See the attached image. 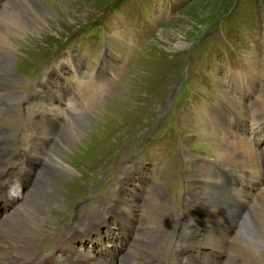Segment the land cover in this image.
Returning <instances> with one entry per match:
<instances>
[{
  "label": "rangeland",
  "instance_id": "1",
  "mask_svg": "<svg viewBox=\"0 0 264 264\" xmlns=\"http://www.w3.org/2000/svg\"><path fill=\"white\" fill-rule=\"evenodd\" d=\"M26 1H17V4L30 5V0ZM112 1L40 0L39 3L49 7L54 16L44 18L45 24L37 33L12 39L15 51L11 58L13 62L9 72L14 70L18 74L25 72L27 77L30 74L36 76L42 69L39 66L34 73L36 64L40 61L45 63V58L55 59L58 55V47L63 46L70 39H75V34L82 32L80 28L77 30L78 27L93 24L97 20L99 21L98 32L100 33V30L104 32L100 40L97 38L83 41L82 35H78L76 39L87 47L85 60L90 65L94 63V58L92 59L91 56L95 50L99 49L101 40L103 44L106 39L110 40L107 34L113 30L114 40L111 39L107 43L115 47L116 37H124L123 41L118 38L116 43L122 44L128 52L123 55H120L121 52H110L114 58H107L106 63L113 67L112 71L108 69L107 64H103L102 67L107 69L110 77L106 80L108 83L106 95L96 98L93 102L95 114L89 116L93 111L85 114L84 118H81V125L76 124V121L73 123L76 124L75 126L67 125L63 132L51 134H55L56 137L52 144L49 142L50 149L54 151V154L50 156V164L59 161L62 165L66 163L70 167L64 169L59 164H54L59 167L48 168L45 172H41L39 178L32 184L41 188L44 185L41 181L43 178L49 181L44 188L43 200L34 194L30 196V200L31 198L40 200L37 201L38 203L35 202V208L38 207L37 214L30 222L17 221L19 232L25 231L28 234L15 236L16 244L28 245L31 237L36 236V239L40 240L46 232L58 228L64 222L63 219L61 223L56 220L60 211L66 209L71 211L70 207L73 208L76 200L78 201L76 204H83V201L79 200L87 194L89 181L97 175L94 173L90 178L92 172H96L103 166H110L113 162H118L133 153L137 141L144 135V130L151 126L155 119L158 118L154 126H158L160 119L169 114L167 119L177 134L174 136L177 140L179 136L178 141L184 142L190 148L206 146V143H217V138L216 141L213 139L217 134L209 138L210 134L205 135L206 128L196 122L198 120L194 118L191 105H199L198 94L204 90L205 86L211 88V98H224L223 93L226 91L227 82L225 76L223 77L222 68L226 63L232 65L237 63L229 51H226L225 56L220 55L217 50L219 44H226L227 48V42H229V45L239 52L237 58L243 61L242 68L250 69L252 73L259 71L264 75V0H178L182 2L175 7L171 16L163 20L161 19L162 11L158 10L161 5L158 4L153 11V0L147 2L148 7L141 0H124L116 10L110 9ZM162 1L165 3L166 0ZM6 2L7 0H0V13H3L2 7ZM29 14L30 11L27 12V15ZM147 20L152 23V29L155 32L153 31L148 38L147 34L143 37L140 41L142 43L137 46V51L136 44L128 48L129 41L126 38L128 26L126 25H130L129 29L132 30L131 24L139 22L142 28L145 26L147 28ZM253 26H258L259 29L255 31ZM93 28L94 25H91L90 29ZM242 34L248 37V40L242 41ZM221 35H224L223 39L220 38ZM133 40L136 42L135 34ZM198 41L203 43L195 48L189 47ZM76 49L82 50L79 46ZM188 55L191 58L189 63ZM63 56L62 54L61 57ZM4 57L5 55L0 52V81H2L0 84L7 85V92H10V89H17V87L13 86L15 83H4L7 81L4 76L7 72L1 64ZM127 59H129L128 62L124 64ZM62 69L66 70L65 67ZM195 72L199 75L194 76ZM97 75H100V70ZM177 76L183 77L182 83L177 84L175 81ZM18 78L26 80L24 77ZM24 81L18 83V86L22 83L24 85ZM174 84L176 87H173ZM257 88L258 99L263 97L261 100H264V80L257 82ZM17 91L18 94H15L13 99L22 94L19 89ZM190 92L194 96L189 101H184ZM170 103L171 105L174 103L173 113H169L170 107L167 113ZM48 105L50 108L52 104ZM254 106L260 113L264 102H257ZM4 121L7 119L0 117V124ZM262 121L261 118H255L254 125L258 127ZM46 128V121L35 120L32 131L43 135L47 131ZM70 129L75 131L68 134L67 131ZM15 133L17 137L18 134L16 131ZM43 138L40 139L41 141L37 139L38 144H41ZM160 149H163L164 153ZM227 150L234 152L236 148L229 145ZM178 156L177 151L174 153L173 146L164 144L158 146L153 155L151 154L155 160L162 162L160 163V171L164 170L160 178L162 184L166 178L170 181L173 167L182 163L185 164L184 166L188 165L189 161L186 159L178 162ZM66 175L69 176L67 179H65ZM30 189L29 192L32 193ZM27 192L23 193L24 197L22 195V203ZM260 192L261 189L255 196L256 202L252 199L250 205L245 206L251 213V215L248 213L245 218L249 215L251 221L257 220L262 224L264 223V202ZM157 210L158 207L153 203L150 213L151 221L146 223L149 228L153 225ZM62 217L63 213L60 219ZM251 221L249 219L247 225L245 220V228L236 236L237 241L241 240L239 244L235 242V248L238 244L235 255L233 253L234 256L222 264H257V259L260 261L258 264H264V228H262L263 233L258 231L255 221L254 228ZM2 242L4 244L3 237ZM149 242L140 243L138 254L147 253ZM7 256L8 254L4 255L5 258ZM142 259H139L138 263ZM193 261H188L187 264H200ZM133 264L136 263L133 262Z\"/></svg>",
  "mask_w": 264,
  "mask_h": 264
},
{
  "label": "bare ground",
  "instance_id": "2",
  "mask_svg": "<svg viewBox=\"0 0 264 264\" xmlns=\"http://www.w3.org/2000/svg\"><path fill=\"white\" fill-rule=\"evenodd\" d=\"M17 1H22V0H7V2L2 7L3 13H0V52L5 55V57L3 58L4 59L3 63H1V64H3L5 71L7 72L6 73L7 75H4V73H3V75L7 79V81H4L5 84H7V83H15L16 84L19 81H24L23 78H18L16 76L9 75V73H10L9 71L11 70L10 68H11L12 62H13L11 58H12V55H14L13 52L15 51L13 44H12V39L18 38V37L23 38V36H26L28 34L33 35V34L37 33L40 30V28L42 26H44V24H45L44 18L54 16L53 11H51V9L49 7H46V6L41 5L39 3L40 0H33V1L30 0V2H31L30 5H25V6L17 4ZM24 1H26V0H24ZM28 11H30L29 15H27ZM20 77H23V76L20 75ZM0 82H2V81H0ZM0 90H5L4 92L0 91V94H1L0 99L2 100L0 102H12L13 100H15V99H13L15 94L16 95L18 94V91L16 88L10 89L9 90L10 92H7L8 86L3 85V84H0ZM21 96H23V92L17 98H19ZM259 99L257 98L256 100H254V101H256L255 103L264 102V100H261V98H259ZM42 105H45V103H43ZM48 106H47L48 109L54 108L53 104L51 105L50 108ZM252 108H253V113L258 114L255 118L256 119L261 118L264 121V109L259 113L256 106H253ZM90 113H92V112H90ZM94 114H95V112L93 111V113L90 114L89 116H92ZM73 123H74V121L71 123L69 121H67V124L62 127L63 128L62 130H59V131L63 132V130L68 127L67 125H70L71 127L75 126L76 124L81 125V120H79L76 124H73ZM73 131H75V130L71 131V129H70L67 132H68V134H71V132H73ZM46 132L43 134L44 136H45ZM221 132H223L222 134H224V139L227 140V142H228V143H224V146L228 147L229 145L233 146V144H236L239 147H241V146H243L244 148L248 147V149L250 151L252 149V145L254 144L253 147L255 149V145L257 142L251 143L243 135L239 136L237 134H234L227 128H225ZM40 134H42V133H40ZM2 135L3 134L0 133V139L2 138ZM253 138L257 140L256 137H253ZM40 139L41 138H38V140H40ZM43 143H44V141L41 142V144H43ZM3 145H5V142H3ZM38 148L40 150V147H38ZM223 148L226 149L225 147H223ZM2 151H3V148L0 145V152H2ZM253 154H254V152H253ZM1 159H2V157L0 155V160ZM52 163H54V161H52ZM54 164H59V166H62V168H64V169H67V168L69 169V167H70L66 163H63V165H62L59 161L55 162ZM54 164H50L48 168L56 169L59 167L58 165H54ZM3 165L4 164L0 163V169L3 168ZM47 169H42V171H40L39 174H41V172H45ZM68 177L69 176L66 175L65 179H67ZM41 181L44 185L41 188H40V186H36L38 189H36V187L34 185H32L31 189H30L32 191V193H30L28 190L27 195L24 198L23 203H22V199H21L22 204L20 203L21 205H18L19 206L18 208L16 207L17 210H15L16 209L15 208L14 209L15 211L9 210L11 212H8L7 214H4L3 216H2V214L0 215V227H1L0 228V251H1V248L9 247L10 248L9 251L12 253L9 256V260L7 262H3L0 259V264H35V263L31 262V260H30L32 252H35L34 249L31 250L30 243L28 245L16 244V240L14 237L15 236L19 237V235H22V234L23 235L28 234L25 231L19 232V230H18V226H19L18 223L19 222L17 223V221L18 220L19 221L28 220L30 222L32 220V218H35V215L37 214L36 208H38V207L35 208V202L44 199V194H45L44 188L49 183L47 178H43ZM263 183H264V179H261L260 181L252 182L250 184L249 188L246 189V190L250 191L251 188H253L255 190V192H253V194H254L253 200L255 202H256L255 196L257 195V192L260 189H261L260 195L263 198L262 201L264 202V185H262ZM32 194H34L40 200H35L36 198L35 199L31 198V200H30L29 198ZM246 195H247V192H246ZM23 197H24V195H23ZM153 197H154V193H153ZM249 198H251V197H249ZM257 198L259 199V197H257ZM44 201L46 202V200H44ZM153 203L158 207V204H157L155 199L153 200ZM8 205H11V202L7 203L4 201V199L0 198V209L4 208V206H8ZM246 205H248L247 202H246ZM248 213H250V212H247V214ZM250 215H251V213H250ZM245 216H244V218H245ZM249 219L251 221V217H249V215H248L245 218V220L247 221V225L249 223ZM150 221H151V216L149 214L146 223H149ZM254 221L257 225L258 231L262 232V228H264V223L261 224L257 220H252L250 222L252 227H253ZM147 232L146 233H143V232L138 233L139 237H142L141 242L150 241V235H148L149 233L147 234ZM73 233L74 232H72L70 234L66 233L63 236L64 240H66V242H67V246L69 247V249H73V240L78 237V236H73ZM243 234H244V232H243ZM86 236H88V235H86ZM236 236H237V234H236ZM240 236H242V235H240ZM2 237H3L4 244L2 242ZM59 238L58 239L55 238L54 240L58 242ZM110 238H111V235L106 234V241H110ZM239 240H241V239H239ZM31 241H32V239H31ZM235 242H238L237 239H235ZM96 245H97V248H95ZM96 245L91 247L92 249H94V250H92L93 255L90 257L92 260L91 262H92V264H104V262H102V260L99 262L97 260H95V256L100 254V253H107V254L112 256L115 252V249H114V247H112L109 244H107L103 241H100V240L98 241V243ZM147 247L149 248V243H148ZM139 248H140V244L138 246V249ZM148 251H149V249L147 250V252ZM69 257H70V259H68L64 264H89V261L87 260L86 256H84L82 259H80L78 257L73 258L70 254ZM259 262L260 261L257 259V264Z\"/></svg>",
  "mask_w": 264,
  "mask_h": 264
}]
</instances>
